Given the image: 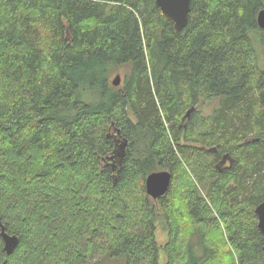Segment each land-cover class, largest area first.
<instances>
[{
    "label": "trees",
    "instance_id": "16d2710c",
    "mask_svg": "<svg viewBox=\"0 0 264 264\" xmlns=\"http://www.w3.org/2000/svg\"><path fill=\"white\" fill-rule=\"evenodd\" d=\"M261 8L191 0L176 30L155 0H0V264H264Z\"/></svg>",
    "mask_w": 264,
    "mask_h": 264
},
{
    "label": "water",
    "instance_id": "95a60500",
    "mask_svg": "<svg viewBox=\"0 0 264 264\" xmlns=\"http://www.w3.org/2000/svg\"><path fill=\"white\" fill-rule=\"evenodd\" d=\"M155 2L157 6H159L162 14L173 23L176 30H180L186 26L188 22L191 0H155ZM257 22L260 28H264V8H261L258 11ZM112 82L114 85H118L120 83L119 76L117 75ZM192 109L193 107L188 109L185 116L188 117ZM126 145L127 141H122L114 150L112 158H116L115 160H119L120 162L125 154ZM170 182V171H153L149 173L145 178V191L151 198L157 199L166 193ZM254 212L257 216V227L264 234V200H262L255 206ZM0 226V234L4 242L5 252L7 254H10L18 245L19 238L15 234H8L1 223Z\"/></svg>",
    "mask_w": 264,
    "mask_h": 264
},
{
    "label": "rangeland",
    "instance_id": "374dc122",
    "mask_svg": "<svg viewBox=\"0 0 264 264\" xmlns=\"http://www.w3.org/2000/svg\"><path fill=\"white\" fill-rule=\"evenodd\" d=\"M251 35H252V33H251ZM256 45L258 46L257 43H256ZM258 48H259V46H258ZM124 74H125L124 69L115 68L112 71V73L110 74V80L115 79V77L118 75L119 78H120V83H122L121 81H123V79H124ZM82 98H84L85 100H88V101H91L93 99V98H91L89 91L87 92L86 90L82 92ZM191 107H193L192 111H195V109H197L196 105L191 106ZM189 108H190V106L187 108V110ZM117 139H119V138H117ZM197 140L199 141L198 137H197ZM194 183L196 184V186H198L200 191L204 193V190H202V187H201L199 181H197L196 179L193 178V184ZM180 187H182V183L180 184L179 187H177V190H179ZM156 234H157V241H158V244H159V247H160V251H159L160 263H162L163 261H165V255H164L163 250L161 248L163 247V244L165 243V241L167 239V233H166L165 229L163 228V226L161 224H158L157 229H156ZM105 264H122V260H116V262H114L113 260H109Z\"/></svg>",
    "mask_w": 264,
    "mask_h": 264
},
{
    "label": "flooded vegetation",
    "instance_id": "af4514ba",
    "mask_svg": "<svg viewBox=\"0 0 264 264\" xmlns=\"http://www.w3.org/2000/svg\"><path fill=\"white\" fill-rule=\"evenodd\" d=\"M224 161V160H223ZM264 200V199H263ZM261 202V201H260Z\"/></svg>",
    "mask_w": 264,
    "mask_h": 264
}]
</instances>
